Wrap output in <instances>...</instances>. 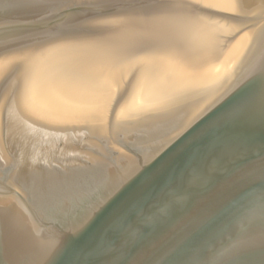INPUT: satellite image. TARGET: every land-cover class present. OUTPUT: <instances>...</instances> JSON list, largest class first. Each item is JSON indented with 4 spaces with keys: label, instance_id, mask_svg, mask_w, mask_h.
<instances>
[{
    "label": "water",
    "instance_id": "1",
    "mask_svg": "<svg viewBox=\"0 0 264 264\" xmlns=\"http://www.w3.org/2000/svg\"><path fill=\"white\" fill-rule=\"evenodd\" d=\"M0 264H264V0H0Z\"/></svg>",
    "mask_w": 264,
    "mask_h": 264
}]
</instances>
